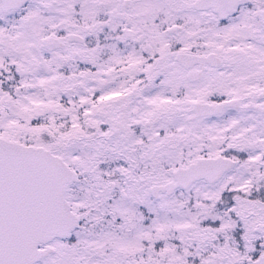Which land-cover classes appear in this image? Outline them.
<instances>
[{
  "label": "snow or ice",
  "instance_id": "6c2138e0",
  "mask_svg": "<svg viewBox=\"0 0 264 264\" xmlns=\"http://www.w3.org/2000/svg\"><path fill=\"white\" fill-rule=\"evenodd\" d=\"M0 264H264V0H0Z\"/></svg>",
  "mask_w": 264,
  "mask_h": 264
}]
</instances>
